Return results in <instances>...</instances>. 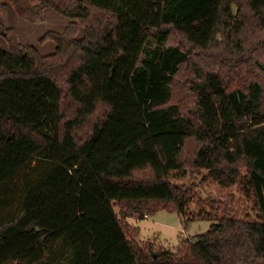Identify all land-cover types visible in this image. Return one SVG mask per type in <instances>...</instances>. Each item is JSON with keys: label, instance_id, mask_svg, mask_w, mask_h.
Returning a JSON list of instances; mask_svg holds the SVG:
<instances>
[{"label": "trees", "instance_id": "trees-1", "mask_svg": "<svg viewBox=\"0 0 264 264\" xmlns=\"http://www.w3.org/2000/svg\"><path fill=\"white\" fill-rule=\"evenodd\" d=\"M26 1L83 33L3 31L0 264H264V0ZM201 169L258 219L227 205L178 256L129 239L114 204L184 214Z\"/></svg>", "mask_w": 264, "mask_h": 264}, {"label": "rangeland", "instance_id": "rangeland-1", "mask_svg": "<svg viewBox=\"0 0 264 264\" xmlns=\"http://www.w3.org/2000/svg\"><path fill=\"white\" fill-rule=\"evenodd\" d=\"M70 22L52 9L40 8L26 0H0V47L8 48L3 31L14 27L21 45H33L41 54L51 53L56 43L49 33L82 35L83 29L80 26L71 27ZM206 172V169L198 172L188 170L186 176L173 179L174 183L190 188V200L184 214L159 209L143 217L137 213H126L114 204L118 217L137 229V236H130L129 239H135L140 245L150 243L154 251L167 249L178 256L181 242L205 232L213 218L218 219L227 205L239 218L258 219V207L252 195L245 192L242 183L221 187L210 179L202 180Z\"/></svg>", "mask_w": 264, "mask_h": 264}, {"label": "water", "instance_id": "water-1", "mask_svg": "<svg viewBox=\"0 0 264 264\" xmlns=\"http://www.w3.org/2000/svg\"><path fill=\"white\" fill-rule=\"evenodd\" d=\"M154 255L156 256V255H157V253H156V252H154Z\"/></svg>", "mask_w": 264, "mask_h": 264}, {"label": "built area", "instance_id": "built-area-1", "mask_svg": "<svg viewBox=\"0 0 264 264\" xmlns=\"http://www.w3.org/2000/svg\"><path fill=\"white\" fill-rule=\"evenodd\" d=\"M147 215H144V217H146Z\"/></svg>", "mask_w": 264, "mask_h": 264}]
</instances>
